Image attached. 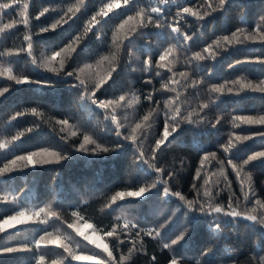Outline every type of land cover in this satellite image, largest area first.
<instances>
[{
    "label": "snow or ice",
    "instance_id": "obj_1",
    "mask_svg": "<svg viewBox=\"0 0 264 264\" xmlns=\"http://www.w3.org/2000/svg\"><path fill=\"white\" fill-rule=\"evenodd\" d=\"M169 5H174L177 9L175 15L170 18L165 13ZM233 5L243 10L241 14L246 22V9L250 4L245 0H202V3L195 7H181L179 0H146V2L145 0H99L92 15L84 20L79 30L74 31L78 22L91 10L89 0H74L66 9L51 5L43 7L36 15V20H40L50 11L58 12V16L52 23L40 27L38 32H32L30 0H23L22 4L20 0H0V40L16 29L18 24H23L26 29L23 35L24 46L4 47L0 50V78L12 82L0 87V98H6L13 85L35 86L36 89H44L46 93H56L58 85H68L78 93V107L90 115L103 113L104 120L99 122V126L104 132H114L116 137L110 144L104 143L97 133L85 130L78 121L73 122L72 116L63 118L52 116L39 105L23 108L12 114L6 123L11 125L18 119L28 116L33 120L28 127L17 131L10 138L0 139V151L4 153L0 155L2 161L0 177L22 172L25 169L62 165L63 162L70 160L83 159L87 164H91L93 158H110L108 154L114 159L131 147L134 151V170L145 178L152 177V179L150 181L146 179L135 188L126 187L115 191L107 197L101 212L110 214L116 208L128 207L133 203L143 204L154 197H161L159 207L153 209V215L163 216L167 211L171 213L158 227L144 228L136 220L115 216L114 223L108 228L95 224L91 217L85 215L82 206L88 205L87 199L81 200L80 204L71 210L72 219L68 222L62 210L55 207L52 202L40 207H23L17 204L16 196L0 192V204L16 205L8 209L11 214H0L2 216L0 256L17 253L32 254L25 264H71V262L128 264L134 253L144 251V237L148 236L160 240L161 247L171 253L168 264H184L183 258L176 254V246H187L186 237L190 238L192 229L202 223L206 224L207 230L213 236L221 237L226 228H236L241 221L248 222L244 226L252 228L257 232L260 240L264 241V199L257 195L251 171L253 167L264 168V148L253 151L246 158H241L242 153L249 147L246 142L259 138L264 145V112L231 116L227 139L217 144L219 154L217 151H204L200 157L191 186L195 195L191 199L183 192L172 189L170 181L177 172L168 171L165 175V168L158 163L160 153L179 140L178 130L182 124L196 126L210 124L212 128H216L223 116L218 114L214 122L208 121L206 110L216 105L218 101L223 102L224 97L234 98L232 102L237 105V109L244 100L250 98L249 94H260L259 98L264 100V67H262L254 69L261 74L258 80L241 75L220 84H209L208 99L200 100L195 107L185 108L188 103L185 97L187 90L198 89L205 82L204 77H193L190 71L175 70L179 62L178 54L186 52L189 42L193 39V36L185 30L188 25L187 18L192 17L199 23L216 14L229 11ZM14 10H18L20 19L4 22V18L11 17ZM115 21L119 22L115 23ZM110 24H114V27L110 29L109 38ZM148 28L170 30L167 33H156L157 47H161L162 50L155 62L153 63L151 55L143 61V72L151 74L155 69V76L161 78L160 89L154 88L143 96L150 105L155 103L156 106H150L138 120L131 119L128 113L122 118L120 112L125 109L133 110L132 115H135V108L141 103L138 91L124 92L106 99L101 96L116 83L115 75L118 74L124 50H127L131 57L132 46L139 38L147 39L144 30ZM50 31L62 34L64 40L60 44L53 43L38 57L34 37L44 36ZM91 36H95L101 45L108 41L107 51L94 62L85 61L75 64ZM164 44L167 46L163 47ZM242 45L264 46V12L258 15L251 31L246 27H238L230 34L218 36L205 44L202 50L192 52L190 56L185 55L183 63L189 68L204 71L205 61L215 62L223 53ZM21 55L28 57L30 64L40 71L39 75L17 71V58ZM238 65L264 66V55L238 59L228 67L236 68ZM165 73H170L166 81L163 79ZM145 83L151 84L152 78L147 79ZM156 91L171 92L175 95L163 100V108H160V101H154L153 98V93ZM161 115L162 128L152 131ZM45 125L57 134L58 139L55 142L48 146H39L35 150L24 151L22 154H14V150L18 151L23 145L22 138L37 133ZM246 128L254 130L245 134ZM237 129L240 131H236ZM74 139H78L79 142L72 143ZM146 143L149 145L148 148ZM195 147L197 150L201 149L199 144ZM8 156L11 158L9 159ZM229 168L235 175L239 194L234 190L233 182L229 178ZM158 186H162V189ZM225 191L228 192L226 203L220 200L221 194ZM172 198L179 202L177 207L165 210L163 206L170 204ZM181 209H186L183 230L179 231L175 239L166 242L167 236L178 225L177 213ZM33 225L41 227L33 228ZM64 225L66 228L62 227ZM69 229L75 237L86 243L76 241L68 233ZM22 232L39 234L32 240L14 242L13 238ZM112 241H116L117 245L110 246ZM126 242L132 246L128 248L127 253L121 252L117 260L114 252ZM211 253V247L205 249L201 254L203 259H196L194 264H211L208 259ZM155 259L156 257L153 256L152 260ZM253 260H256V257H253ZM233 264L237 262L233 261ZM258 264H264V256L259 258Z\"/></svg>",
    "mask_w": 264,
    "mask_h": 264
},
{
    "label": "trees",
    "instance_id": "obj_2",
    "mask_svg": "<svg viewBox=\"0 0 264 264\" xmlns=\"http://www.w3.org/2000/svg\"><path fill=\"white\" fill-rule=\"evenodd\" d=\"M21 4L23 0H20ZM74 0H30V15L31 30L38 32L40 27L46 26L53 22L58 16V12L50 11L40 20H36V15L42 11L45 6L63 7ZM146 2V0H145ZM250 4L246 9L247 20L241 14L242 9L233 5L229 11L223 14H216L214 17H209L205 21L195 22L192 17H188V25L186 31L193 36L189 42V48L186 52L178 54L179 62L175 70L177 72L190 71L193 77H204L205 82L198 89L189 88L185 93L188 103L185 108L195 107L200 100H207V87L209 84H220L226 80L235 79L237 76L247 75L250 79L258 80L260 73L254 69H259L264 66L260 65H238L236 68H229V64H234L236 60L245 57H254L264 55V46L261 45H242L230 49L218 57L217 61H205L204 71H197L194 68L183 63L185 55H191L192 52L200 51L205 44L210 43L218 36L230 34L238 27H246L251 31L254 27L256 18L261 12H264V0H245ZM99 0H89L90 11L81 19L75 26L74 31L79 30L88 17L96 10ZM180 6H197L202 3V0H179ZM176 7L169 5L165 9V13L170 18L175 15ZM18 10H14L11 17H5L4 22L10 19L19 20ZM119 21H115L118 23ZM114 24L108 25V37L111 36L110 29ZM23 24H18L16 29L8 33L5 38L0 40V50L4 47L16 48L24 46L23 35L25 34ZM169 29L148 28L144 32L147 34V39L139 38L132 46L133 55L129 57L127 50L122 54V61L118 69V74L115 75L116 83L107 90L106 94L101 98H112L119 96L124 92L137 90L141 96V103L135 108V115H132L133 110L125 109L120 112L123 118L125 113L130 115L131 119L138 120L144 115L149 107H155V103L149 104L143 99V96L155 89H160L161 78L155 76V69L151 74L145 73L143 69V61L152 56L153 63L158 57L161 47H157L158 32H169ZM64 40V36L60 33L49 32L44 36L34 37L35 51L37 56L50 47L53 43L60 44ZM66 42V41H64ZM107 43L101 45L95 38L91 36L90 40L86 41V46L81 51L80 56L76 59L75 64H81L85 61L94 62L101 54L107 51ZM167 45L164 44L163 47ZM151 49V51H149ZM255 49V51H251ZM75 64L73 66H75ZM210 67V71H209ZM17 71L25 72L30 75H39L40 71L35 69L29 62L26 55H21L17 58ZM136 69V70H134ZM250 69H252L250 71ZM170 73H165L163 79L166 81ZM152 78V83L147 84L145 81ZM12 82L0 78V87H3ZM198 94V95H197ZM77 91L71 89L68 85H58L57 92H45L44 89H36L35 86H15L13 85L10 93L6 94V98H0V139L10 138L17 131L23 130L29 126L33 118L23 117L7 124L9 117L16 111L26 107L39 105L43 110L52 116L63 118L64 116H72L73 122H79L80 125L87 131H94L102 139L104 143L115 141L114 132H104L99 126V122L104 120L103 113L98 115H90L87 111L81 110L77 105ZM175 93L166 91H156L153 93L154 101H160V108H163V100ZM250 98L244 100L237 109L232 100L234 98L224 97L223 102L218 101L216 105L206 110L207 120L214 122L216 116L221 114L223 119L216 128H212L210 124L205 125H190L182 124L179 132V140L169 145L163 152L160 153L159 165L165 168V175L168 171H176L177 175L171 179V187L174 191L183 192L189 199L195 193L192 190L193 176L199 164L201 155L204 151H217L218 142L223 143L227 139V133L230 131L229 121L233 114L254 115L258 112H264V100L260 99V94H249ZM94 107V106H93ZM122 122H124L122 120ZM163 116L161 115L156 121L152 131H158L162 128ZM254 129H245V134ZM236 131H240L237 129ZM58 139L57 134L51 131L46 125L37 133L29 134L28 137L22 138L23 145L19 150H14V154H22L27 150H35L39 146H48ZM78 139H74L72 143H78ZM248 148L242 153L241 158H246L253 151H259L264 148L261 140L258 138L254 141L246 142ZM196 144L201 146L200 150L195 147ZM149 145L146 143V148ZM4 153L0 151V155ZM110 158L101 159L93 158L91 164H87L85 160L66 161L62 165H51L37 167L36 169H25L22 172L12 173L6 177H0V192H7L10 195L17 197V204L23 207H40L52 202L53 205L62 210L68 222H71L70 212L75 206L80 204L81 200L87 199L88 205L82 206L85 209V215L92 218V222L104 227L111 228L114 223L113 217L124 216L129 219L140 222L141 227H158L170 215L167 211L166 215H153V209L160 205L161 197H154L147 203H133L128 207L116 208L110 214L101 212V208L107 201V197L117 190H122L126 187H138L145 180H151L152 177L145 178L139 174L133 167L134 151L128 147L126 151L117 155L114 159L111 154ZM222 156V154H221ZM10 159L11 156H8ZM183 161V165H181ZM2 163V161H0ZM219 167V165H216ZM255 190L257 195L264 199V168H251ZM229 178L233 182V188L239 194V186L236 183L235 175L228 169ZM154 175V174H153ZM199 183V181L197 182ZM162 189V186H158ZM155 191V190H154ZM228 192L221 194L220 200L227 201ZM131 199V198H130ZM178 201L172 198L170 204L164 205L165 210L175 209ZM16 205L0 204V214H11L8 209H12ZM115 207V206H114ZM186 209H181L177 213L178 225L171 232L166 242L175 239L179 231L183 230ZM2 218V216H0ZM248 222L241 221L236 228H226L221 237H215L207 230L206 224L202 223L196 226L191 231V236L186 237L188 244L185 247L176 246V254L181 256L184 264H194L196 259H203L201 254L205 249L211 247L212 253L208 259L211 264H258L259 258L264 256V241H261L257 232L252 228H246L244 225ZM59 226V225H56ZM33 228L41 226L33 225ZM66 228V225L62 226ZM49 230H52L49 228ZM76 241L86 243L79 237H75L71 230H67ZM37 232H22L13 238L14 242H23L32 240L38 237ZM110 239V238H109ZM184 242H181L183 244ZM117 242L112 241L110 246H116ZM132 245L126 242L119 246V250L114 252L117 260L121 252L127 253L128 248ZM89 247H91L89 245ZM144 251H139L133 254L132 259L128 264H168L171 253L161 247L160 240H154L151 237H144ZM60 251V250H56ZM32 254L17 253L12 255L0 256V264H25ZM103 255V254H101ZM155 256V261L152 257ZM256 257V260H253ZM106 258V257H105ZM71 264H86V262H71Z\"/></svg>",
    "mask_w": 264,
    "mask_h": 264
},
{
    "label": "rangeland",
    "instance_id": "obj_3",
    "mask_svg": "<svg viewBox=\"0 0 264 264\" xmlns=\"http://www.w3.org/2000/svg\"><path fill=\"white\" fill-rule=\"evenodd\" d=\"M85 231H86V232H89V230H87V229H85ZM89 234H91V233L89 232Z\"/></svg>",
    "mask_w": 264,
    "mask_h": 264
}]
</instances>
